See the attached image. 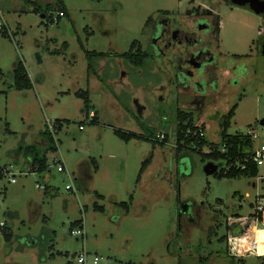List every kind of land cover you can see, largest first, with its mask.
<instances>
[{"label": "rangeland", "instance_id": "374dc122", "mask_svg": "<svg viewBox=\"0 0 264 264\" xmlns=\"http://www.w3.org/2000/svg\"><path fill=\"white\" fill-rule=\"evenodd\" d=\"M201 1L0 0V168L12 165L17 179L0 190V264H82L79 257L85 253L89 259L98 256L99 264H200L207 252L196 248L202 243L199 231L181 241L186 253L168 251L177 205L187 201L202 214L213 216L218 210L222 226L217 238L226 236L228 226V252L250 255L256 262L259 254L250 251L264 223L253 213L257 198L264 196V171L261 180L245 175L220 180L223 164L216 175L207 176L209 148L178 155L176 132L180 113H191L193 122L204 126L208 142L218 144L224 119L238 104L228 134L253 131L264 143V57L253 47L263 21L246 9L205 0L221 24L217 34L211 16V32L204 34L217 47L218 58L212 72L199 76L208 90L205 104L191 103L179 87L184 75L172 57L181 48L166 58L152 51L161 17L169 14L174 24L191 25L186 15ZM62 6L67 14L59 18ZM134 45L148 56L142 67L125 58L94 55L128 53ZM19 61L32 89L14 87ZM121 82L126 85L122 93ZM83 92L89 93V112L77 95ZM136 105L146 109L139 112ZM91 113L97 114L96 122ZM48 120L63 121L62 130L50 131ZM116 130L142 138L125 142ZM46 132L57 146L54 152L46 151ZM163 134L166 143L155 141ZM33 145L46 153L50 168L44 174L32 172L23 151ZM150 156L153 162L138 183ZM58 161L66 164V172L58 171ZM79 175L88 188L76 181ZM124 202L128 212L120 205ZM205 219L208 225L211 217ZM83 227L85 238L72 234ZM225 247L218 240L205 248L215 253ZM210 263L217 264L216 253Z\"/></svg>", "mask_w": 264, "mask_h": 264}, {"label": "flooded vegetation", "instance_id": "af4514ba", "mask_svg": "<svg viewBox=\"0 0 264 264\" xmlns=\"http://www.w3.org/2000/svg\"><path fill=\"white\" fill-rule=\"evenodd\" d=\"M218 1V3L224 2L231 9H246L258 16L264 24V14H257L256 11L251 8L250 4L239 6L233 4V0ZM211 6L213 5L207 3L205 0L201 1L199 6H194L195 8L190 10L186 15L188 18L192 19L191 25H186L184 23L176 25L171 15L165 14L161 17L157 25L154 35L155 41L152 42L153 53L155 56H158L159 50H161L163 53L160 54L161 58H166L167 55L169 56V52L174 51L177 47L181 48V52H178L177 55L172 57V64L176 71L184 75L181 83L182 85L179 87H184L185 94L192 100L191 103L199 101L205 104L203 101L207 99L206 95L208 94V90L206 85H202L199 81V76L204 70L212 72V68L216 67L218 64L217 47L213 49L208 44L204 35L206 32H211V27L213 25L212 22H209L208 18L212 16V18L214 17V20H216L217 17L216 9ZM253 47L258 57H264V29L259 31L257 39L253 42ZM175 78L179 82V77L176 76ZM209 216L211 219L208 221V225H206V223H204L206 221L205 218H209ZM220 221L221 213L218 212V210L217 215L216 213L213 216L212 214H202V211L191 201L179 202V205H177V227L174 237L168 244L169 253L172 252L174 248L179 249L178 251L182 252V254L186 253L188 247L184 246L181 241L187 234L188 236H192L194 231H199L203 234L202 243L198 241L199 244L196 248L199 250L203 249V252H207L205 257L201 256L200 264H209V260H211L215 253L217 254V264H264V252L261 254L258 253L256 247V252L250 251V253L255 252L259 254L258 258H256V262L251 260L252 257L250 255L230 254L228 252V250L231 249L229 248L228 242V226L224 225L226 228V236L220 239L217 238L218 229L222 226ZM189 228H192V230L186 233V230ZM232 232L234 233V231ZM218 240L221 244L226 245L221 251L218 250L214 253L205 248L206 246L209 247L214 245L216 242L218 243ZM191 247L193 248L192 244H190V248Z\"/></svg>", "mask_w": 264, "mask_h": 264}, {"label": "trees", "instance_id": "16d2710c", "mask_svg": "<svg viewBox=\"0 0 264 264\" xmlns=\"http://www.w3.org/2000/svg\"><path fill=\"white\" fill-rule=\"evenodd\" d=\"M61 11L64 12L66 16V8L64 6L61 7ZM215 26H216V32L217 34H220L221 32V24H220V18L217 17L215 20ZM150 23V21L147 23V25ZM95 56L103 58L110 56L111 54L107 53H94ZM115 57L119 58H125L129 60L132 64L142 67L145 63V60L148 58L146 53H143L142 50L136 49V46L134 45L132 47V50L128 53L123 54H112ZM14 87L19 90H29L33 88V83L30 78V75L28 73V70L25 66V64L22 61H19L14 69ZM77 95L81 98L85 99V107L87 111L89 112L92 108L91 100L89 98V93L83 92V93H77ZM238 108V104H236L231 111L226 115L224 122H223V131L221 134V142L218 144L209 143L208 140L203 137L194 136V131L197 129L198 125H196L193 122L192 114L191 113H185L182 112L179 115V123H178V129L176 132V142H177V151L178 155L183 152L185 149L189 150H197L199 147L201 150L205 147L209 148V152L206 156H208L212 161L217 163L224 164V167L218 174V177L220 180L224 178H234L238 177L240 175H245L249 177L256 178L259 175V169L254 164L247 163V153L245 152L249 148L252 147L253 140L251 135H233L228 134V130L232 125L233 119L236 116V110ZM140 112H143L145 108L142 106H139ZM96 115L92 122H96ZM141 123V121H138ZM142 124V123H141ZM56 125L59 126V129L62 130L63 128V121L56 120ZM203 130H205L204 126H200ZM191 130V133H188V131ZM116 134L118 137H120L125 142H130L133 139H140L141 136L137 135L133 132H124L116 130ZM45 135L48 139V148L46 151L48 152H54L57 150V146L54 143V140L50 137V135L46 132ZM151 139V138H150ZM168 139L165 138V140L162 142L166 143ZM161 144V143H160ZM225 149L223 152L222 150ZM25 155L30 161L31 170L32 172H37L40 174L46 173L49 168V161L47 159L46 153H42L38 146H26L23 149ZM153 157L150 156L148 159H146L141 167L140 174L138 177V183L142 179L143 173L146 171L147 167L151 164ZM246 164V169L242 168V165ZM264 197V196H259ZM258 197V198H259ZM257 198V199H258ZM132 199V197H131ZM132 201V200H131ZM257 201V200H256ZM127 212L129 211V204L124 202L120 204ZM98 208V207H97ZM101 209V208H98ZM257 215V214H253ZM259 219L263 220V213H259ZM81 223V222H80ZM79 222H75V224H80ZM74 224V225H75ZM83 225V224H82ZM7 241L11 240V236L7 235Z\"/></svg>", "mask_w": 264, "mask_h": 264}, {"label": "built area", "instance_id": "2783aa9c", "mask_svg": "<svg viewBox=\"0 0 264 264\" xmlns=\"http://www.w3.org/2000/svg\"><path fill=\"white\" fill-rule=\"evenodd\" d=\"M3 13H2V10L0 9V16H2ZM59 18L60 17H65V14L64 12H59ZM4 27V24L3 22L0 20V28H3ZM90 118H91V121H93L94 117H95V114L94 113H91L89 114ZM58 125H56V121H51V120H48L47 121V128L52 131V132H56V127ZM198 128L195 129L194 131V136H198V137H206L205 136V130H203L202 128H200V126H197ZM84 127L83 126H80V129L82 130ZM188 133H191V130L188 131ZM248 135H251L252 137V140H253V144H252V147L249 148L248 150H246L245 152L247 153V163H251V164H254L258 169L259 171H264V143H258V136L255 132L253 131H250L248 133ZM166 138V135L163 134L161 136H158L157 139H155V141L159 142V143H162ZM58 140L56 139V142ZM57 144V143H56ZM223 152L225 151V149L222 150ZM246 164L242 165V168L243 169H246ZM58 171L63 173V172H66L67 171V168H66V164L62 161H58ZM260 172H259V175H260ZM258 175V179L262 178L261 176ZM260 177V178H259ZM8 180L7 181V184L6 185H2V181L3 180ZM261 180V179H260ZM17 183V179H16V175L14 174L13 172V166L12 165H9V167H1L0 168V190L1 191H4L7 189V185L9 184H16ZM38 187L40 188H44L46 189V186L45 185H42V184H38ZM72 187H68V189H71ZM257 208H256V212L253 213V214H257V215H253L254 217H256V220H260L259 219V213H263V217H264V197H259L257 199ZM264 223V219L263 220H260ZM238 222H240V220H238ZM237 223V222H236ZM72 234L76 235V236H79L81 238H85L86 236V233H85V230H84V227L81 228V229H78V230H73L72 231ZM236 241L240 240V239H237L235 238ZM252 249L255 250L256 248V243H255V240L254 242L252 243ZM79 262L82 263V264H99L100 262V258L98 256H92L91 259H89V256H88V253H85V254H82L80 255L79 257Z\"/></svg>", "mask_w": 264, "mask_h": 264}, {"label": "water", "instance_id": "95a60500", "mask_svg": "<svg viewBox=\"0 0 264 264\" xmlns=\"http://www.w3.org/2000/svg\"><path fill=\"white\" fill-rule=\"evenodd\" d=\"M233 4L239 6L250 4L251 8L256 11L257 14H264V0H233ZM159 54H163L161 50H159ZM262 125H264V122ZM222 166V163L210 161L205 165L204 171L207 176H214L219 172Z\"/></svg>", "mask_w": 264, "mask_h": 264}, {"label": "crops", "instance_id": "0c3cea01", "mask_svg": "<svg viewBox=\"0 0 264 264\" xmlns=\"http://www.w3.org/2000/svg\"><path fill=\"white\" fill-rule=\"evenodd\" d=\"M109 57H115V56H114V55H111V56L103 57L102 60L107 59V58H109ZM95 73L97 74V76H100V70L98 71V70L95 69ZM214 76H215L216 79H217V72H216V70H215ZM126 79H127V77H126ZM122 84H123V86H122ZM119 86H121V87H120V90H122L121 93L124 92V91H126V90H125V88H126L125 86H126V85H125L123 82L119 83ZM129 86H130V85H129ZM138 108H139V105H136V109L140 112V109H138ZM145 109H146V108H145ZM95 115H96V119H97L98 116H97V114H95ZM41 144L43 145V144H46V143L42 142ZM152 162H153V161H152ZM152 162H151V164H152ZM151 164L147 167L146 171H147L148 168L151 166ZM146 171H145V172H146ZM145 172L143 173V175L145 174ZM143 175H142V176H143ZM84 179H85V178H84L82 175H79V177H76V181H78V182L80 183V186H83V187H85V188H88L87 185H86V183H84ZM140 182H141V181H140ZM16 184H17V183H16ZM38 184H39V183H38ZM45 186H46V185H45ZM48 188H49V187L46 186V189H45V190H48Z\"/></svg>", "mask_w": 264, "mask_h": 264}, {"label": "bare ground", "instance_id": "6f19581e", "mask_svg": "<svg viewBox=\"0 0 264 264\" xmlns=\"http://www.w3.org/2000/svg\"><path fill=\"white\" fill-rule=\"evenodd\" d=\"M256 248L258 253L264 252V229L256 230Z\"/></svg>", "mask_w": 264, "mask_h": 264}]
</instances>
